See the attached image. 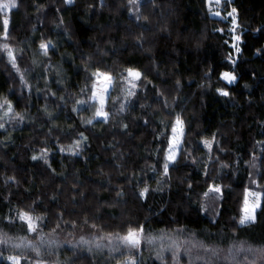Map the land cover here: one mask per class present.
Wrapping results in <instances>:
<instances>
[{"label": "trees", "instance_id": "obj_1", "mask_svg": "<svg viewBox=\"0 0 264 264\" xmlns=\"http://www.w3.org/2000/svg\"><path fill=\"white\" fill-rule=\"evenodd\" d=\"M19 3L20 7L11 13L9 42L25 49L18 63L22 70L28 69L25 77L32 85V94L22 89L6 57L0 56V95L8 96L15 109L31 119L12 132L13 143L0 148V230L14 238L23 235L31 238L34 234L26 233L19 220L9 224L5 217L11 215L15 219L17 210H31L36 201L35 214L46 218V237L56 239L60 247L53 250L41 247L39 256L31 249L8 247L4 249L5 256L20 254L32 264L37 260L42 264L58 261L123 264V260L115 259L120 253H110L108 248L88 251L86 245H73H77L81 236L92 239L103 234L101 229L123 233L129 224H143L146 235H160L161 230L168 236L179 235L181 241H189L184 247L197 241L224 248L239 241H247L253 247L264 246V213L257 211L255 224H238L244 189H255L249 174L253 178L264 175L262 159L255 161L257 168L251 167L253 156L261 157L264 147L257 144L264 141V0H232L230 5L222 0L218 9L212 0L211 7L221 12L220 17L211 14L208 0H155L154 4L141 0L138 10L128 0H105L103 8L99 0H76L73 6L64 5L62 0H19ZM37 4L45 7L37 12ZM231 7L238 11L239 42L231 40L230 18L224 19ZM137 11L142 16L139 21L132 15ZM61 16L64 23L58 28ZM141 37L142 48L137 46ZM42 38L57 46L50 51V59L35 55ZM225 40L229 43L225 44ZM231 43H238L242 52L235 67L238 79L228 86L230 96L223 97L215 89L224 87L219 73L232 70L228 54L231 52L236 59ZM34 55L39 66L32 64ZM47 64L52 68L45 73ZM128 66L138 68L151 81L146 90L132 99L136 106L112 117L110 124L94 122L92 126H83L81 118L87 119L91 113H74L72 108L88 76L84 68L89 72L93 67L110 69L116 75ZM57 71L62 74L60 83L54 82L58 79ZM44 75L56 96L44 91L45 80L40 78ZM176 80L181 83L179 88ZM37 87L41 89L39 94ZM157 89L170 104L175 98L172 107L166 109L155 102ZM61 96L66 103L59 99ZM46 103L58 116L51 136L48 135L51 125L41 111ZM139 104L146 107L140 108ZM175 114L185 121L182 147L191 157L182 153L174 166L176 170L170 166L171 181L164 184L167 178L153 173L151 167L161 169L162 157L155 153L157 149L163 151L170 135L167 126L173 123ZM121 120L128 124L127 135L119 127ZM208 126L215 127L218 141L212 155L228 164L227 168H221L215 159L209 162L208 152L202 150L201 141ZM77 132L88 137L82 154L69 157L59 153L54 138L67 145ZM3 139L0 134V140ZM45 144L49 146L55 174L42 162L30 159ZM202 166L208 174L197 178ZM7 177H15L16 183L5 184ZM260 183L264 185V179ZM212 184L222 186V199H216L213 192L207 197L203 195ZM145 185L150 189L147 198H138L140 188ZM158 187L162 190L154 191ZM121 189L123 195L117 196ZM60 213L62 220L57 219ZM92 223L96 229L91 228ZM53 228L55 232L51 231ZM176 229L183 232L176 233ZM159 243L142 244L137 264H164L156 257ZM197 253L205 255L202 249L193 248V264H203L195 260ZM246 255L248 260L241 259L240 264H264V256ZM164 257L167 264H172L170 252H165ZM187 261L182 252L181 264ZM0 264L8 262L0 259Z\"/></svg>", "mask_w": 264, "mask_h": 264}, {"label": "snow or ice", "instance_id": "obj_2", "mask_svg": "<svg viewBox=\"0 0 264 264\" xmlns=\"http://www.w3.org/2000/svg\"><path fill=\"white\" fill-rule=\"evenodd\" d=\"M76 0H62V3L66 6H73ZM146 2L155 3V0H146ZM209 2V11L213 16H221V12L217 10H213L212 0H208ZM226 4H231L232 0H223ZM129 5L134 6L137 10L142 6L141 0H128ZM215 7L218 9L221 7L222 0H214ZM100 7L103 8L105 6V0H99ZM20 7L19 0H0V56L6 57L7 63L11 66V68L15 71L16 75L19 77V82L22 89H27L29 95L32 94V85L25 77V73L28 69L22 70L20 64L18 63V58L22 59L23 53L25 51L24 48H17L13 46L9 41L12 39L10 33V23H11V13L14 9H18ZM45 7V5L37 4L36 11L40 12L41 9ZM89 7H94L93 5H89ZM57 12L60 11L59 8L56 9ZM131 11V9H130ZM132 15L136 21L142 19V16L139 12H133ZM238 11L235 7H231L230 10L226 11V16L224 19L230 18L231 27L229 28V33L231 34V40L239 42L241 41V34L236 33V29L240 26L238 23ZM146 19V17H143ZM39 19V18H38ZM42 24V21H40ZM64 23L63 17L59 18V24L57 27ZM148 30V29H145ZM33 31H35V27H33ZM66 31V30H65ZM216 31L223 32V29H217ZM259 31V29H257ZM142 40L138 38V47H143V43L139 42ZM229 41L225 40V44H228ZM56 44H54L51 40L41 39L39 41L38 53L35 55H40L50 59V51L56 50ZM230 47L234 50L236 54V59H233V54L230 52L228 54V62L232 65V70H225L219 73V79L224 82V87H217L216 92L223 96L229 97L230 92L228 90V86H231L236 83L238 77L235 72L236 62L239 58V54L242 52V49L238 46V43H231ZM35 55L32 59V64L35 66H39V61L35 58ZM91 59V57H88ZM52 65L47 64L44 71L47 73L48 69H51ZM85 72H88V76L86 82L82 88H80V96L74 99V106L72 111L74 113H82L84 111H89L91 116L87 119L81 118V124L85 127L94 125V122H98L100 124H110L112 122V117L122 115L127 113L129 110L133 109L136 105H133L132 99L137 97L139 92H143L146 90L148 84H151V81L147 80V76L141 72L138 68L133 66H128L123 68L121 71L117 72L116 75H113L112 70H102L99 67H93V70L89 72L87 67L84 68ZM56 76L58 79L54 81L55 83H60L62 78V74L60 71L56 72ZM41 79L45 80V88L44 91L51 96H56L55 92H51L50 85L47 81V76H41ZM177 88L181 86L179 80H176ZM118 86V87H117ZM155 87V85H153ZM203 87V85H202ZM37 94L41 91L39 87L36 89ZM11 94V90H10ZM156 100L157 104H162L164 108L172 107V104L175 103V98L172 101V104L169 103L168 98L164 96L162 92L157 89L156 91ZM59 99L66 103L67 101L63 96L59 97ZM112 105L110 108L109 105ZM140 108L146 107L144 104L138 105ZM43 111L45 117L47 118L51 127L48 130V135H52L53 128L57 127L56 121L58 116L54 115V111L51 110L46 103ZM26 119H31L26 117L25 114L17 111L8 96L0 95V134L4 136L3 140H0V148H6L9 144L13 143L12 140V132L19 128L24 124ZM144 124L147 125L148 121L145 119ZM6 125H12L11 128ZM119 127L124 131L127 135L128 124L124 123L123 120L119 122ZM170 128V135L166 137V145L161 152L157 149L155 155L157 157H162L161 169L158 170L155 165H152L151 171L156 173L157 175H162L167 179L162 183L167 184L171 181L170 176V166H172L171 170L175 171V167L178 164V158L183 153L186 158L191 157V153L187 151L186 148H183L184 137H185V121L182 119L180 114H175L174 121L171 125L167 126ZM166 128V130H167ZM160 135H164L161 133ZM88 137L84 134V132H77L74 137L71 139V142L67 145L61 144L59 138H54V142L57 147V151L61 154H66L69 157H77L80 156L83 152L84 147L87 146L86 142ZM203 146L208 150V160L212 162L215 159L216 162L220 164L221 168L229 167L228 164L221 162L219 157H213V146H218V141L216 139L215 134L212 135L211 139H203L201 141ZM257 144L264 145V141H257ZM111 147L115 148V145H111ZM219 151H223L222 148H219ZM115 155V152H114ZM33 162L40 161L43 165L47 166V169L55 174L56 170L52 167V161L50 159V149L47 144L41 147L39 153H33L30 157ZM257 159H262L264 161V147L261 148V157L253 156V162L251 163V167L257 168L255 161ZM195 163V160L192 161ZM119 166V165H117ZM259 172V169H258ZM207 170L204 171V175L207 176ZM249 179L253 185H255V189L245 188L244 189V197H243V205L241 208V215L238 219V224L240 226H245L249 224H255L257 222V211L260 210L261 213H264V191L259 189L264 188V185H261L260 180L264 179V175H260L259 178H253L251 173L249 174ZM131 178H129V181ZM16 183L15 177H7L4 181L5 184L9 182ZM160 184V181H157ZM189 188L192 185L189 183ZM161 188H157L154 191H160ZM149 187L147 185L140 188L138 193V198L146 199L149 194ZM209 192L216 193V199L223 198V189L222 186L212 184L209 186L208 191L204 192L203 195L205 197L208 196ZM123 190L117 191V196H122ZM51 199H55L53 196ZM36 201L33 202V206L31 210H17L15 219L9 215L5 217L9 224H15L17 220H19L22 225L25 226L24 231L26 233L34 234L31 238L28 235L13 237L9 235L7 232L0 230V259H4L8 262V264H32V261L28 260L26 256L20 254H4V249L8 247L14 249H31L36 253L37 256L40 255L41 247H47L49 250H53L55 248H59V242L52 238L46 237L44 233V224L45 216L35 214ZM219 215V212L216 213ZM58 220L63 219V213H60L57 216ZM235 219V218H234ZM85 224H88L89 221L85 219ZM75 227V223L72 224ZM91 228L96 229V224L92 223ZM60 225L57 224L56 228H59ZM52 232H55L56 229H51ZM103 234L99 236H93L92 239H85L83 236L80 237V240L77 242V245H73L76 247L78 245H86L88 246V251L103 250L104 248H108L110 253H120L119 256L115 257L117 261L123 260V264H137L136 257L140 256V250L142 244H147L149 246H156L157 241H159V247L156 251L157 259L167 264L165 261L164 253H171V261L172 264H181V253L183 252L187 257V264H193V248H199L203 250L205 255L196 254V261H203V264H240L241 259L244 261L248 260L247 253L259 254L264 256V246L253 247L252 244H248L247 241H239L232 242L228 245L227 248H224L220 245L215 247L206 245L203 241H197L192 244L191 247H184V245L188 244L189 241L184 240L181 241L180 236H168L165 234L164 230H161L160 235H153L151 233L145 234V228L143 224L137 225H126V230L123 233L117 232L115 234L111 232H103ZM176 233H182L183 229H176ZM71 235V234H70ZM167 240L168 243L165 244L164 241ZM103 241H107V243H102ZM125 250V251H122ZM127 256V259H123ZM35 264H42L40 260H37ZM57 264H60L58 261ZM142 264V262H141Z\"/></svg>", "mask_w": 264, "mask_h": 264}, {"label": "rangeland", "instance_id": "obj_3", "mask_svg": "<svg viewBox=\"0 0 264 264\" xmlns=\"http://www.w3.org/2000/svg\"><path fill=\"white\" fill-rule=\"evenodd\" d=\"M215 17H217V16H215ZM214 133H215V127L208 126L206 136L204 139H211V137ZM202 150L205 152H208L207 148H205L204 146L202 147ZM205 170H206V167L202 166L201 169L196 173V177L197 178H205V175H204Z\"/></svg>", "mask_w": 264, "mask_h": 264}]
</instances>
